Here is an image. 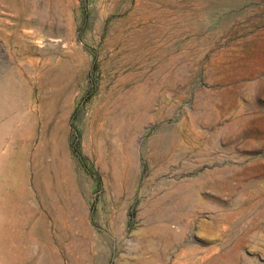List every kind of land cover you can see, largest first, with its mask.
<instances>
[{"label": "rangeland", "instance_id": "1", "mask_svg": "<svg viewBox=\"0 0 264 264\" xmlns=\"http://www.w3.org/2000/svg\"><path fill=\"white\" fill-rule=\"evenodd\" d=\"M10 78L0 264H264V0H0Z\"/></svg>", "mask_w": 264, "mask_h": 264}, {"label": "bare ground", "instance_id": "2", "mask_svg": "<svg viewBox=\"0 0 264 264\" xmlns=\"http://www.w3.org/2000/svg\"><path fill=\"white\" fill-rule=\"evenodd\" d=\"M24 31V30H23ZM28 33V32H27ZM23 49V48H22ZM23 54V53H22ZM9 82H8V85H6V84H1L0 83V112H2V110H3V99H2V97H4V94L7 92V91H11V90H17V91H19V89H17L16 87V82L15 81H13V79L12 78H10V80H8ZM3 82V81H2ZM8 92V93H9ZM17 94V93H16ZM23 96H24V94H23ZM5 98V97H4ZM5 99H7V98H5ZM6 101V100H5ZM15 103V102H14ZM14 103H13V105L12 106H14ZM18 103V102H17ZM20 105V104H19ZM17 106V104H15V106L14 107H16ZM9 108H8V110L10 111V115H9V118H8V125H7V127L8 126H13L14 127V121H15V118H16V115L17 114H13V112H12V110H14V109H16V108H13V107H11L10 105L8 106ZM12 109V110H11ZM6 110V109H5ZM8 113V112H7ZM3 114V113H2ZM6 114V113H5ZM22 120V119H21ZM28 120H26V122H27ZM27 124V123H26ZM25 124V125H26ZM24 125V126H25ZM17 128V127H16ZM22 128H23V126H22ZM21 129V128H20ZM10 130H12L11 129V127H10ZM9 130V131H10ZM26 129L24 128V131H25ZM2 131V130H1ZM16 132H18L17 131V129H15V128H13V130H12V133H11V137H10V140H9V142H8V145H7V148H9V151L10 152H13V154H14V156H15V159H14V156L13 155H11V157L10 158H8V159H2V157L3 156H0V164L1 165H4V164H6V165H13V163H14V161H15V164L17 165V164H19V158L17 157V155L15 154V146H16V143H15V138H14V134L16 133ZM16 135H19V134H16ZM28 136V135H27ZM26 136V137H27ZM20 137V136H19ZM22 139H24V138H21V140ZM18 141H19V138H18ZM17 142V141H16ZM19 143V142H18ZM20 144V143H19ZM3 148V147H2ZM1 148V149H2ZM4 149H6V147L4 148ZM5 153H6V151H4ZM3 152V153H4ZM8 152V151H7ZM2 152H1V154H3ZM11 154V153H10ZM2 168V167H1ZM4 171H5V169H4ZM12 191V190H11ZM10 196H11V194H10V192L9 191H7V193H5L4 194V196L2 197V199L0 200V214H1V218H0V236L1 237H3L4 239H5V241L4 242H7V243H10V241H11V239H12V237H13V233H12V227H13V223L10 221V219L8 218L11 214H12V212H13V206L12 205H10ZM12 198H13V196H12ZM16 201V200H15ZM12 204H13V201H12ZM12 216H13V214H12ZM12 218V217H11ZM0 237V238H1ZM2 250V249H1ZM3 253V252H2ZM6 255V254H5ZM7 257H8V254H7Z\"/></svg>", "mask_w": 264, "mask_h": 264}]
</instances>
